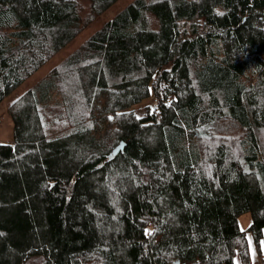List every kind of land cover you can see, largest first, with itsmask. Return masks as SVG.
I'll return each instance as SVG.
<instances>
[{
  "label": "trees",
  "instance_id": "trees-1",
  "mask_svg": "<svg viewBox=\"0 0 264 264\" xmlns=\"http://www.w3.org/2000/svg\"><path fill=\"white\" fill-rule=\"evenodd\" d=\"M117 1L0 0V102ZM6 111L0 264H250L246 234L259 250L264 0H132Z\"/></svg>",
  "mask_w": 264,
  "mask_h": 264
},
{
  "label": "rangeland",
  "instance_id": "rangeland-1",
  "mask_svg": "<svg viewBox=\"0 0 264 264\" xmlns=\"http://www.w3.org/2000/svg\"><path fill=\"white\" fill-rule=\"evenodd\" d=\"M132 0H118L110 8H108L102 15H100L96 21L87 27L79 36L73 39L66 47L57 52L46 64L38 69L32 76L26 79L7 96H5L0 102V144H9L12 141V123L10 117L6 111L7 106L21 96L26 90H28L37 80L44 77L50 69L60 62L64 56L71 52L77 45H79L85 38H87L92 32L100 28L107 20L111 19L118 11L124 8ZM153 104L151 100H146L139 105L132 108L137 114H142L144 110ZM216 132L208 128H200L195 131L196 136H206L210 133ZM249 224L248 214H242L238 218V226L240 230H245ZM247 247L249 253V262L256 264L258 255L253 245L252 239L249 234H246ZM264 264V262H263Z\"/></svg>",
  "mask_w": 264,
  "mask_h": 264
},
{
  "label": "crops",
  "instance_id": "crops-1",
  "mask_svg": "<svg viewBox=\"0 0 264 264\" xmlns=\"http://www.w3.org/2000/svg\"><path fill=\"white\" fill-rule=\"evenodd\" d=\"M256 251H257V255H258V259H257L256 264H263V262H264V228L262 230V236H261L260 243H259V250H256ZM249 259H250V257H249ZM233 264H240L238 257L234 258ZM250 264H251V261H250Z\"/></svg>",
  "mask_w": 264,
  "mask_h": 264
},
{
  "label": "water",
  "instance_id": "water-1",
  "mask_svg": "<svg viewBox=\"0 0 264 264\" xmlns=\"http://www.w3.org/2000/svg\"><path fill=\"white\" fill-rule=\"evenodd\" d=\"M120 149V148H119ZM116 153V150L115 151H112L109 155H108V159H110L114 154ZM171 264H178V262H173Z\"/></svg>",
  "mask_w": 264,
  "mask_h": 264
}]
</instances>
